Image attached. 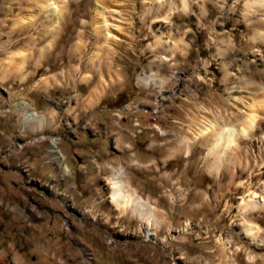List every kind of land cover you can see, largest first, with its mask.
Masks as SVG:
<instances>
[{"label":"rangeland","instance_id":"rangeland-1","mask_svg":"<svg viewBox=\"0 0 264 264\" xmlns=\"http://www.w3.org/2000/svg\"><path fill=\"white\" fill-rule=\"evenodd\" d=\"M55 1L50 18L46 0H0V264H264L242 232L264 236V202L242 205L251 190L264 199V8ZM249 111L256 126L228 149L194 138ZM118 168L158 224L116 210Z\"/></svg>","mask_w":264,"mask_h":264},{"label":"bare ground","instance_id":"bare-ground-1","mask_svg":"<svg viewBox=\"0 0 264 264\" xmlns=\"http://www.w3.org/2000/svg\"><path fill=\"white\" fill-rule=\"evenodd\" d=\"M46 4L43 5V12H46L47 15L51 18V16L56 15L61 10V4L58 1L55 0H46ZM183 3H186V0L183 1ZM249 7L253 8L256 5L260 6L261 8H264V0H252L248 1ZM186 8V7H185ZM179 9V8H177ZM102 28H97L98 31H103V28L107 27L108 21L104 19L102 21ZM24 27V26H23ZM119 27V26H117ZM108 36L113 37L114 33H112L111 29H108L107 31ZM105 35V36H106ZM261 38L264 40V35L261 36ZM22 57V55H21ZM141 81L145 84L151 85L155 84L156 86H159V82L153 77V76H141ZM26 103H21L19 107L21 110H23L25 114L26 120H29V122L37 121L39 119L37 113L30 108H27ZM249 108H253V104L248 103L247 105ZM252 111V110H251ZM250 112L251 116L249 118H246V122L244 125L240 128L237 127H228L227 129H221L216 128V123L207 120L203 121L202 127L197 131L194 135L195 139H198L200 137L204 136H211L216 140L215 146L217 147L219 145L224 148H230L236 143V136L238 134L247 136L249 133V130L256 126L257 123V116L256 114H253V112ZM44 140V139H43ZM61 139L59 137H54L51 139V145L52 148L50 150L51 154H54V160L58 163L59 167H62L64 169V172L67 174H71L72 170L69 167L68 164H66V155L63 153V151L60 149ZM99 167V166H98ZM109 186V196L108 198L111 200V202L114 204L116 210H122V211H129L133 210L135 213H139V215L146 220L151 226H153L156 222L155 212L154 209L150 206L148 202L143 200L136 192H134L129 185L125 181V175L124 170L122 168H118L115 170L113 176L108 182ZM132 187V186H131ZM104 195V194H103ZM104 197V196H103ZM262 197V194L259 191L251 190L247 194L246 199L243 202V207L248 210H256L257 208H262L263 206V200H259ZM189 228L186 227L183 229V232H188ZM242 232L245 234L246 238L252 241L255 244L264 245V236L261 235V232L257 229H253L250 225L242 224ZM147 236H155L153 233H150V231L147 233Z\"/></svg>","mask_w":264,"mask_h":264}]
</instances>
